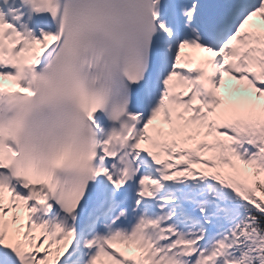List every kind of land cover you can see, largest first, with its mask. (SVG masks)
<instances>
[{"label": "snow or ice", "instance_id": "snow-or-ice-1", "mask_svg": "<svg viewBox=\"0 0 264 264\" xmlns=\"http://www.w3.org/2000/svg\"><path fill=\"white\" fill-rule=\"evenodd\" d=\"M0 264H264V0H0Z\"/></svg>", "mask_w": 264, "mask_h": 264}]
</instances>
